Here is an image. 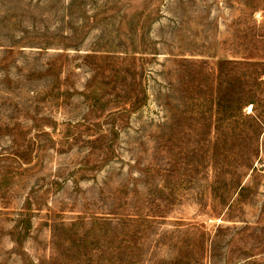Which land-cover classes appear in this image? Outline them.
<instances>
[{
  "label": "rangeland",
  "instance_id": "374dc122",
  "mask_svg": "<svg viewBox=\"0 0 264 264\" xmlns=\"http://www.w3.org/2000/svg\"><path fill=\"white\" fill-rule=\"evenodd\" d=\"M0 264H264V0H0Z\"/></svg>",
  "mask_w": 264,
  "mask_h": 264
}]
</instances>
